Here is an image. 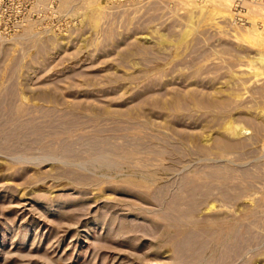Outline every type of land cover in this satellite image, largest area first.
Returning a JSON list of instances; mask_svg holds the SVG:
<instances>
[{"label":"rangeland","instance_id":"374dc122","mask_svg":"<svg viewBox=\"0 0 264 264\" xmlns=\"http://www.w3.org/2000/svg\"><path fill=\"white\" fill-rule=\"evenodd\" d=\"M205 1L0 0V264H264L263 17Z\"/></svg>","mask_w":264,"mask_h":264},{"label":"bare ground","instance_id":"6f19581e","mask_svg":"<svg viewBox=\"0 0 264 264\" xmlns=\"http://www.w3.org/2000/svg\"><path fill=\"white\" fill-rule=\"evenodd\" d=\"M188 2H190L191 0H187ZM194 1V0H193ZM205 1V0H204ZM187 2V3H188ZM206 2V1H205ZM193 3V2H192ZM199 3H201V2H199ZM189 4V3H188ZM98 5V4H97ZM198 5V4H197ZM246 5V4H245ZM254 6H252V8L251 9H246V12L243 14V16H246V15H250V13H252V9L253 8H257V10L259 11L258 13L263 17V25H264V5H258V4H253ZM252 10V11H251ZM256 10V9H255ZM233 11V10H232ZM232 11H226V13L229 15V16H234L235 14L234 13H232ZM240 15H242V14H240ZM253 15V14H252ZM256 15V14H255ZM254 15V16H255ZM248 17V16H247ZM256 17L258 18V20L259 19H261V17L259 18V15H256ZM250 18V17H249ZM252 18V17H251ZM254 20H256V19H254ZM254 20L252 21V19H251V26L253 25V24H255L254 23ZM261 20V21H262ZM253 23V24H252ZM262 25V26H263ZM262 28V27H261ZM256 30V29H255ZM251 31H252V28L250 29V28H246V30H245V34H248V33H251ZM261 31V30H260ZM260 31H259V33H260ZM188 34V32L186 31L184 34H183V38H185L186 37V35ZM260 65H262V66H264V50L262 51V53L260 52L259 53V55H258V57H256V59H255ZM261 67V66H260ZM259 68V67H258ZM263 68V67H262ZM264 112V111H263ZM234 122H233V120L231 119V120H229L228 122L226 121V123H225V127H227V128H231V125H232V127L233 128H231L232 129V131H235V130H238V131H240L241 129H242V126H240V124L239 125H236V126H234V124H233ZM229 128V129H230ZM235 129V130H234ZM230 131V130H229ZM232 131H230L231 133H232ZM235 133H237V132H235ZM235 133H233V134H235ZM208 140V139H207Z\"/></svg>","mask_w":264,"mask_h":264},{"label":"built area","instance_id":"2783aa9c","mask_svg":"<svg viewBox=\"0 0 264 264\" xmlns=\"http://www.w3.org/2000/svg\"><path fill=\"white\" fill-rule=\"evenodd\" d=\"M245 3H253L258 5H264V0H235L234 12L236 13L234 20L236 22H243L244 18L239 16L240 12L244 10Z\"/></svg>","mask_w":264,"mask_h":264}]
</instances>
